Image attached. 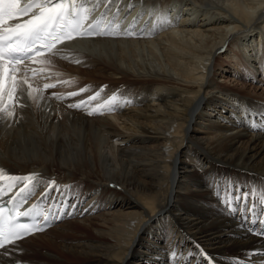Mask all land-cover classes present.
<instances>
[{
	"label": "bare ground",
	"instance_id": "1",
	"mask_svg": "<svg viewBox=\"0 0 264 264\" xmlns=\"http://www.w3.org/2000/svg\"><path fill=\"white\" fill-rule=\"evenodd\" d=\"M97 1L122 12L134 4L173 26L135 41L73 42L35 64L51 79L29 80L33 89L63 86L35 100L25 94L0 119V170L35 174L31 200L67 205L65 219L0 250V264L264 260V239L242 223L264 219V127L252 128L264 126V100L215 81L223 68L225 79L264 83V51L254 49L264 43V0ZM82 89L77 100L55 98ZM97 92L98 104H117L115 115L68 107ZM52 180L62 187L45 196ZM9 183L7 199L22 186ZM238 192L249 196L237 200Z\"/></svg>",
	"mask_w": 264,
	"mask_h": 264
},
{
	"label": "snow or ice",
	"instance_id": "2",
	"mask_svg": "<svg viewBox=\"0 0 264 264\" xmlns=\"http://www.w3.org/2000/svg\"><path fill=\"white\" fill-rule=\"evenodd\" d=\"M111 2V0H109ZM83 6L78 4V0H0V119L4 115H14L15 106L24 105L21 101L25 94L27 97L35 100L37 96L34 92L39 93L40 90L33 89L29 83L28 72L31 71L33 77L43 72V69H29L28 62L47 64L48 59H43L47 55L55 56L58 54V45L76 39H87L95 37H134L142 38V33H135L130 27L128 30L120 31V25L115 21H110L107 25L103 24V17L84 26L89 16H81ZM106 15V14H105ZM22 17H29L22 22L11 24L10 21L20 20ZM41 58V59H37ZM23 68V74L21 73ZM27 85V91L25 86ZM55 87L52 84H45L44 88ZM82 89L81 91H86ZM103 91V88L100 92ZM100 92L95 93L87 100L76 103H70L69 108L83 109L90 105L92 100L99 96ZM70 96L77 93H70ZM7 97L8 103H5ZM42 98V97H41ZM60 100V96H55ZM115 99L114 97L112 98ZM131 103V101H128ZM12 108V111L9 109ZM110 110H115L111 108ZM92 115L93 112H88ZM103 114V112L99 113ZM264 127L262 125L253 124V130ZM9 181V188L19 187L16 196L11 197L9 204L15 203L21 194H30V186L35 187L37 176L35 174L18 176L7 174L5 176L3 170H0V197L6 195L4 190V180ZM62 186L57 185L55 180L49 182L48 190L44 193L47 196L54 188L59 191ZM71 188L72 186H65ZM249 193H237L234 197L237 200L247 198ZM27 202V196H25ZM231 204V201H229ZM22 204L15 208V216L9 215L7 220L4 213H11L13 209L7 206H0V249H6L7 245L15 244L17 241L27 236L44 231L50 224L48 216H44L43 223L37 221L34 223H20V217H31L33 209L20 211ZM67 207V205H65ZM75 208V205H72ZM87 211V210H85ZM65 213H61V217ZM71 214V213H68ZM264 235V233H260ZM211 264V262H210Z\"/></svg>",
	"mask_w": 264,
	"mask_h": 264
},
{
	"label": "rangeland",
	"instance_id": "3",
	"mask_svg": "<svg viewBox=\"0 0 264 264\" xmlns=\"http://www.w3.org/2000/svg\"><path fill=\"white\" fill-rule=\"evenodd\" d=\"M255 48L258 51H260V48H261V50L264 51V43H262V44L258 43L257 46H254V49ZM226 49H229V48H226ZM222 54H223L222 56L225 57L226 55H228L230 53L228 52V54H227V52H223ZM230 55H232V54H230ZM234 60L237 61L236 59H234ZM246 65H248V63H246ZM227 76H229V75H227V73H225L224 69L222 68L221 71H217L215 81L218 82L220 85H222V87H224V86L234 87L235 88L234 91L239 97H249L250 95H256L260 99L264 100V90H263L264 89V83L256 81V80L260 81L261 76H256V79H253V80L251 78L250 79H248V78H246V79H244V78L235 79V78H233V75L228 77V79H225V77H227Z\"/></svg>",
	"mask_w": 264,
	"mask_h": 264
}]
</instances>
